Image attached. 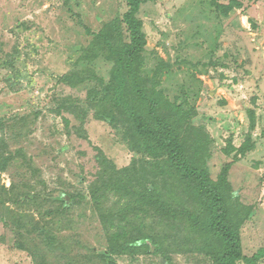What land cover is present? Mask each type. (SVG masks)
<instances>
[{"label":"rangeland","instance_id":"374dc122","mask_svg":"<svg viewBox=\"0 0 264 264\" xmlns=\"http://www.w3.org/2000/svg\"><path fill=\"white\" fill-rule=\"evenodd\" d=\"M128 7L127 0H0V137L15 154L0 186L36 194L0 205V264H106L96 256L110 246L103 220L123 204L115 196L100 207L92 200L88 186L110 171L96 157L118 169L133 163L141 171L145 162L124 129L99 117L103 105L88 91L90 77L109 80L113 65L96 35ZM138 17L147 35L144 77L191 112L195 150L212 178L236 191L244 218L238 264H264V0H142ZM120 31L129 41L124 22ZM67 74L73 81L61 80ZM173 184L167 177L176 204ZM130 221L129 236L133 226L172 234L170 260L121 254L115 264H215L194 248L200 236L187 223Z\"/></svg>","mask_w":264,"mask_h":264},{"label":"trees","instance_id":"16d2710c","mask_svg":"<svg viewBox=\"0 0 264 264\" xmlns=\"http://www.w3.org/2000/svg\"><path fill=\"white\" fill-rule=\"evenodd\" d=\"M127 2L129 7L123 18L111 21L96 35V41L106 45L113 65L109 80L90 77L93 80L88 99L103 105L98 113L101 119L125 130V138L138 155L137 160L145 162V166L143 164L141 171L133 163L123 169L112 168L102 153L96 157L110 171L104 169L88 186L92 200L100 207L115 196L123 204L113 219L105 221L104 217L110 246L105 253L96 256L106 264H115L116 256L121 254H154L169 261L171 251L167 244L172 234L170 237L162 232H145L136 226L130 236L125 232L126 223L131 224L134 216H145L178 229L187 223L189 229L200 236L192 241L196 250L211 257L215 264H238L243 257L240 231L244 218L238 209V198L233 195L236 191L225 179L215 181L206 161L195 150L198 133L192 127L191 112L184 109L182 101L171 102L164 98L153 81L144 77L147 35L138 17L142 0ZM122 22L130 34L129 41L122 40ZM72 79L73 75L67 74L61 80L71 82ZM3 127L0 120V131ZM14 160L15 154L0 137V175ZM167 177L173 179V186L179 191V203L174 204L168 198ZM0 196V205L36 198L31 192L17 191L15 183L10 188L0 186ZM76 198L69 194V200H65L75 204ZM170 199L176 201L172 196ZM14 246L26 249L19 241L14 242Z\"/></svg>","mask_w":264,"mask_h":264}]
</instances>
